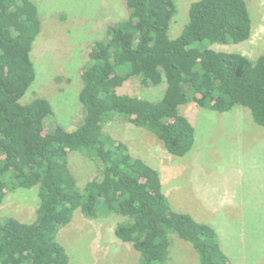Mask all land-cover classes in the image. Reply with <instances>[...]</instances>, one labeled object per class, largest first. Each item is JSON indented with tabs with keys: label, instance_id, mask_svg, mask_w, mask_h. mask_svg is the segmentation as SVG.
<instances>
[{
	"label": "trees",
	"instance_id": "1",
	"mask_svg": "<svg viewBox=\"0 0 264 264\" xmlns=\"http://www.w3.org/2000/svg\"><path fill=\"white\" fill-rule=\"evenodd\" d=\"M125 1L129 15L108 23L105 40L94 44L80 71V123L70 131H45L50 102H21L36 77L30 52L40 33L38 9L32 0H0V204L17 188L36 186L39 198L32 222L0 218V264H68L57 232L76 210L87 218L123 217L114 235L138 252L136 264H171L169 234L188 242L200 264H232L214 228L173 211L164 194L154 192L161 185L158 171L103 132L102 124L118 116L178 157L194 142V127L179 112L188 102L217 112L241 106L264 127V53L251 59L204 44L247 40L252 21L246 2L193 1L172 39L173 0ZM131 79L165 88L151 101L121 89ZM73 153L95 160L100 178L78 182L70 170Z\"/></svg>",
	"mask_w": 264,
	"mask_h": 264
},
{
	"label": "rangeland",
	"instance_id": "2",
	"mask_svg": "<svg viewBox=\"0 0 264 264\" xmlns=\"http://www.w3.org/2000/svg\"><path fill=\"white\" fill-rule=\"evenodd\" d=\"M32 1L40 19V33L30 52L36 77L21 102L47 99L52 115L45 119V131L57 127L70 131L83 114L78 98L80 71L89 64L94 44L105 40L108 23L126 18L129 6L125 0ZM173 1L176 12L168 30L172 39L187 22L190 3L196 0ZM245 2L252 21L250 37L229 44L206 40L205 45L251 59L264 53V0ZM164 88L165 84L145 87L137 79L121 87L151 101L158 100ZM179 112L195 130L192 148L180 157L169 154L151 132L118 116L103 123L102 129L158 171L161 185L154 192L164 194L173 211L188 213L214 228L232 264H264V127L241 106L217 112L188 102L179 106ZM70 170L78 182L101 176V166L82 154L73 153ZM37 192L36 186L8 191L0 204V218L32 222L39 205ZM122 221L115 213L87 218L76 210L70 223L57 232L68 264H136L138 252L114 235ZM168 236L171 264H200L188 242Z\"/></svg>",
	"mask_w": 264,
	"mask_h": 264
}]
</instances>
